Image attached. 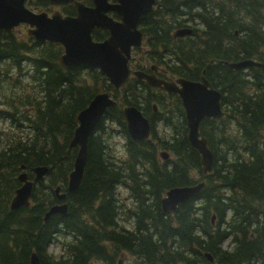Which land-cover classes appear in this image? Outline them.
Returning a JSON list of instances; mask_svg holds the SVG:
<instances>
[{"label":"trees","instance_id":"16d2710c","mask_svg":"<svg viewBox=\"0 0 264 264\" xmlns=\"http://www.w3.org/2000/svg\"><path fill=\"white\" fill-rule=\"evenodd\" d=\"M27 6L49 11L48 0ZM143 19L151 63L190 80L205 69L221 93L222 114L199 126L211 172L203 174L188 142L177 95L136 79L114 89L97 69L60 67V45L0 30V264H29L32 253L39 264H118L123 253L133 264H264V0H157ZM183 27L191 34L174 39ZM244 59L263 67L226 65ZM101 92L117 105L89 137L82 181L68 192L75 118ZM125 105L149 119V139H129ZM115 133L124 137L123 157L110 144ZM20 166L30 179L32 168L47 172L34 184L30 205L11 210ZM200 182L199 193L173 214L162 211L166 191ZM56 187L66 194L67 212L44 220L59 203ZM50 245L57 252H48Z\"/></svg>","mask_w":264,"mask_h":264},{"label":"water","instance_id":"95a60500","mask_svg":"<svg viewBox=\"0 0 264 264\" xmlns=\"http://www.w3.org/2000/svg\"><path fill=\"white\" fill-rule=\"evenodd\" d=\"M26 0H0V30L11 31L19 24L28 26L27 34L37 41H48L60 44L63 53L58 64L64 69L84 65L99 69L101 74L116 88L123 85L129 75L128 61L132 47L141 45L142 33L138 30V21L143 14L149 12L155 0H91L92 6H85L80 0H48L51 6H60L71 3L76 15L62 16L54 11L51 16L45 12H34L25 6ZM115 12L119 21L113 20L108 13ZM104 28L109 36L103 41L92 39L91 32L95 28ZM190 32L183 28L175 32V36H183ZM226 65L235 71L250 67H263L262 63L252 59L239 62H226ZM138 80H144L150 88H158L175 93L181 100L187 126V139L192 148L200 156L202 172L207 174L212 169V152L208 147L207 139L200 136L199 125L203 118H215L222 114L220 105L221 94L212 88L209 82L202 77L200 81H190L179 78L176 81H165L154 75L135 72ZM116 106V102L106 92L97 93L85 108L78 112L70 147H77L73 162V169L69 173L67 190L73 192L78 189L83 175L87 158L88 139L108 108ZM126 131L132 141L146 140L150 133V123L142 112L135 106H126L122 109ZM162 159L168 155L160 153ZM24 170V166H20ZM34 177L29 179L27 172H21L17 179L20 187L14 191L10 201V209L29 206L32 188L46 174L47 168H32ZM203 182L191 186L173 187L166 191L161 199V209L164 213L173 214L179 205L184 204L197 194ZM56 199L61 202L53 205L45 213L44 220L49 216L65 215L67 203L65 193H60V187L54 190ZM209 262L213 261L210 254L205 253ZM121 261L119 260L118 264ZM29 264H39L36 253H32Z\"/></svg>","mask_w":264,"mask_h":264},{"label":"flooded vegetation","instance_id":"af4514ba","mask_svg":"<svg viewBox=\"0 0 264 264\" xmlns=\"http://www.w3.org/2000/svg\"><path fill=\"white\" fill-rule=\"evenodd\" d=\"M108 1L110 3H115L116 2V0H108ZM80 2L83 3L85 6H88V7H91L93 5L91 0H80ZM156 4H157V0H155V4L152 6L151 10L149 12H147L146 14H143L140 17L139 21H138L137 27H138V30L142 33V37H141L142 42H141V46L140 47H133L132 50H131V57H130V60L128 62V66H129V69H130L129 71H130L131 75L133 74V76H135L134 75L135 72L139 71V72H143V73H146V74H149V75H154L155 77L163 79L165 81H173L174 82L177 79L182 78V77H174V75L169 74V71L166 68L156 66L155 64L151 63V61L148 60L147 57H145L146 54L148 53L147 46H149V44H150V39L147 37L145 30L142 28L143 20H144L143 17L148 15L149 13H151L153 11V8L156 6ZM64 7H69L70 9L72 8L73 9V13L72 14H66L62 10ZM55 9H57V8L52 7V6L49 5V11H47L48 14L50 15L53 11H55ZM57 10L64 16L73 17V16L76 15L75 7L71 3L63 4L61 7H58ZM108 15L111 18H113V20H115V21H119L120 20L118 15L115 12H109ZM139 24H140V27H139ZM183 28H186V27H183ZM187 28L190 30V32L188 34H185L183 36H175V32L177 30H179V28H178V29H175L172 32V37L174 39H176L178 37L182 38L184 36L190 35L192 30L189 27H187ZM180 29H182V28H180ZM94 30L96 32V40L97 41H102V40H104L105 38H107L109 36V32H108L107 29L94 28L92 30V32H94ZM144 44H146V45L144 46ZM204 75H205V69L202 70L201 76L197 80H190V79H187V80L200 81L202 77H204L206 79V77ZM131 79H136V78L133 77ZM183 79H186V78H183ZM136 80L141 82V83H145V81H143V80H138V79H136ZM209 84H210V86L212 88H214L215 90L219 91L217 88L213 87L210 82H209ZM157 90L160 91V92L170 93V92L158 89V88H157ZM172 94H174V93H172ZM221 100L222 99L220 97V103H221ZM156 108L157 107L155 105H152V109H153L152 111L154 113H157V109Z\"/></svg>","mask_w":264,"mask_h":264},{"label":"rangeland","instance_id":"374dc122","mask_svg":"<svg viewBox=\"0 0 264 264\" xmlns=\"http://www.w3.org/2000/svg\"><path fill=\"white\" fill-rule=\"evenodd\" d=\"M16 31H18V33H15V35H17L18 38H24L26 36V28L24 26L18 27L16 28ZM133 77V76H131ZM157 109V108H156ZM158 111V109H157ZM164 127L162 126L161 123H157V127L156 129H158V132L161 131ZM166 131V130H165ZM110 144L113 147L114 150V154L115 155H123L124 149H123V145H124V137L121 136L120 133H115V135L110 139ZM164 151V150H163ZM123 157V156H122ZM196 178V177H195ZM121 199L123 200L124 195L126 194L125 191L123 189H119ZM122 194V195H121ZM126 197V196H125ZM57 247L56 245H50L48 247V252H51L52 250H54L55 252H57ZM123 256L119 259L121 261L120 264H133L132 259L126 255V254H122ZM95 264V263H93Z\"/></svg>","mask_w":264,"mask_h":264}]
</instances>
